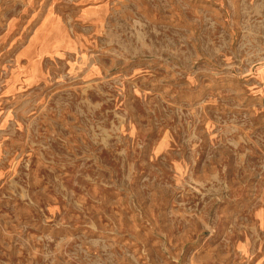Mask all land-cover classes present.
<instances>
[{
  "label": "rangeland",
  "instance_id": "rangeland-1",
  "mask_svg": "<svg viewBox=\"0 0 264 264\" xmlns=\"http://www.w3.org/2000/svg\"><path fill=\"white\" fill-rule=\"evenodd\" d=\"M0 264H264V0H0Z\"/></svg>",
  "mask_w": 264,
  "mask_h": 264
},
{
  "label": "bare ground",
  "instance_id": "bare-ground-1",
  "mask_svg": "<svg viewBox=\"0 0 264 264\" xmlns=\"http://www.w3.org/2000/svg\"><path fill=\"white\" fill-rule=\"evenodd\" d=\"M30 45V44H29ZM30 48V47H29ZM28 51V50H27ZM37 52V51H36ZM24 56V55H23ZM41 56V55H40ZM20 57H21V55H20ZM26 58V57H25ZM38 59V58H37ZM27 61V60H26Z\"/></svg>",
  "mask_w": 264,
  "mask_h": 264
}]
</instances>
